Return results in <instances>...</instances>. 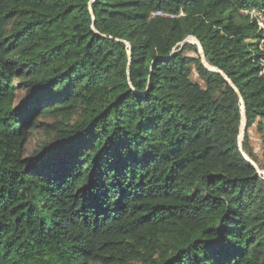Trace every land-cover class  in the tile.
Returning <instances> with one entry per match:
<instances>
[{
	"label": "trees",
	"instance_id": "16d2710c",
	"mask_svg": "<svg viewBox=\"0 0 264 264\" xmlns=\"http://www.w3.org/2000/svg\"><path fill=\"white\" fill-rule=\"evenodd\" d=\"M253 9L0 0V264H264V176L239 149L242 99L264 170Z\"/></svg>",
	"mask_w": 264,
	"mask_h": 264
},
{
	"label": "rangeland",
	"instance_id": "374dc122",
	"mask_svg": "<svg viewBox=\"0 0 264 264\" xmlns=\"http://www.w3.org/2000/svg\"><path fill=\"white\" fill-rule=\"evenodd\" d=\"M18 81L19 80L17 79V82ZM26 92H27V89L26 88H20V91L18 93V95H19L18 96V99L21 100L25 96ZM47 121H51V120L48 119ZM244 135H245V133H244ZM54 136L51 137V140L54 138ZM249 136H250V140H251V143H252V147H253L254 153L262 161L263 160V153H262V150H261V141H260L259 136L257 135V133H256L255 130H252L250 132ZM44 140L45 139H44V137H43V135L41 133H36V134L32 135L30 137L29 142L25 146V153H26V155L27 156H30L31 154H33L35 152V150L41 148L43 146ZM251 162H253V161H251ZM254 164L259 168V166L256 163H254ZM259 170H260V172H263L264 173V170H261L260 168H259Z\"/></svg>",
	"mask_w": 264,
	"mask_h": 264
},
{
	"label": "water",
	"instance_id": "95a60500",
	"mask_svg": "<svg viewBox=\"0 0 264 264\" xmlns=\"http://www.w3.org/2000/svg\"><path fill=\"white\" fill-rule=\"evenodd\" d=\"M186 43H191V44L197 45L198 46V50H199V54H200V57H201V60H202V63L204 64V66L210 71H213V72H216V73H220L234 87L233 83L227 78V76L224 73L219 72L217 69H215V68H213L212 66L209 65V63L205 59L203 48H202L200 42L196 38H193V37L188 38L186 41L181 43V46H184V44H186ZM126 45L129 47V55H130L131 54L130 44L126 43ZM234 89L237 92V94L239 96H241L239 90L236 87H234ZM241 104H242V125H241L240 136H239V149H240L241 153L243 154L244 158L248 162H250L252 165H254L255 169L258 171V174L261 175V176H264V173L260 172L259 168L253 162L250 161V159L247 156V154L243 151L244 133H245V130H246V114H245V105H244V102H243L242 99H241Z\"/></svg>",
	"mask_w": 264,
	"mask_h": 264
},
{
	"label": "built area",
	"instance_id": "2783aa9c",
	"mask_svg": "<svg viewBox=\"0 0 264 264\" xmlns=\"http://www.w3.org/2000/svg\"><path fill=\"white\" fill-rule=\"evenodd\" d=\"M245 13L248 14V15H250V16L257 17L258 20H259V24L264 28V16H263V14L259 13L255 9L245 11Z\"/></svg>",
	"mask_w": 264,
	"mask_h": 264
}]
</instances>
